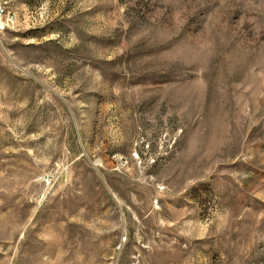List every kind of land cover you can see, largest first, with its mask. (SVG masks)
<instances>
[{
	"label": "rangeland",
	"instance_id": "obj_1",
	"mask_svg": "<svg viewBox=\"0 0 264 264\" xmlns=\"http://www.w3.org/2000/svg\"><path fill=\"white\" fill-rule=\"evenodd\" d=\"M1 10L0 264H264V0Z\"/></svg>",
	"mask_w": 264,
	"mask_h": 264
},
{
	"label": "built area",
	"instance_id": "obj_2",
	"mask_svg": "<svg viewBox=\"0 0 264 264\" xmlns=\"http://www.w3.org/2000/svg\"><path fill=\"white\" fill-rule=\"evenodd\" d=\"M2 12H3V10H1L0 15L2 14ZM44 182H45L46 184H49L48 179H45Z\"/></svg>",
	"mask_w": 264,
	"mask_h": 264
}]
</instances>
